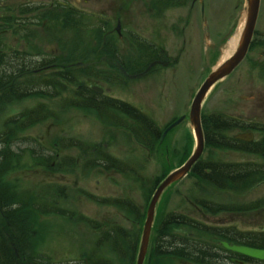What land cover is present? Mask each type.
<instances>
[{"label":"flooded vegetation","instance_id":"af4514ba","mask_svg":"<svg viewBox=\"0 0 264 264\" xmlns=\"http://www.w3.org/2000/svg\"><path fill=\"white\" fill-rule=\"evenodd\" d=\"M36 1H0V110L4 145L8 139L6 134H13L9 128H30L40 118L44 123L50 122L53 126H60L57 124L60 123L63 126L68 124V118L55 121L51 112L56 109L80 108L86 103L90 110H98V125L104 129V135L112 137L111 144L102 142L104 147H98V171L103 170L102 174L111 171L122 175L131 174L132 167H117L112 163V160L135 158V121L129 107L119 103L126 101L117 96L118 91L128 90L133 94L132 88L137 83L158 80L166 71L175 70L185 59L190 58V54H193V59L206 58L208 61L210 53L221 51V47H217L209 35L201 36L194 28L189 37L186 34L188 17L195 16L198 11L205 20L207 0H142L144 22L141 29H136L130 23L129 5L132 0H115L113 8L109 10L102 7V0H96V9L89 4L92 0H40L41 5L37 6L45 8L34 9ZM10 2H14L15 6H9ZM37 10H41L43 16L40 17ZM172 13L175 17L168 24L167 16ZM29 19H35L37 23L39 21L40 26L27 23ZM89 20L93 24L87 22ZM54 22L57 23L53 25ZM56 26H60L58 29L64 35V40L60 42H54L51 33ZM41 27L44 33L46 29L42 37L28 32H38L36 29ZM234 50H231L230 55ZM94 78L106 82H98V94L91 91L88 93L86 89V81ZM53 80L59 81V85H55ZM58 86L66 89L72 87L73 94L72 91L67 92L63 94L65 98L60 100H67L64 104L55 102V96L63 97L59 90L55 91ZM174 86H177L176 83ZM224 89L225 105L228 108L241 104L240 117L237 119L244 122H239L240 131L252 134L255 143L264 144V123H261L264 120V0H261L258 25L249 52L224 81ZM97 99L98 105L92 104ZM120 109L124 113L119 121L116 115H120ZM40 111L51 116L39 115ZM251 115L256 117L255 120L250 118ZM68 138L64 136V139ZM150 141L151 135L148 133L145 142ZM115 144L118 148L114 152L110 146ZM63 147V150L59 148L58 157L70 155L69 144ZM144 149L151 155L152 149L149 146ZM153 153L157 154V151ZM3 155L10 153L4 152ZM51 155H55L54 152ZM63 197V202H48L53 207L61 206L62 210L50 209L48 212L63 214L65 240H70L71 236L80 235L78 225L81 223L76 217L80 212L70 206L72 202H69L66 189ZM5 201L0 200V256L7 253L17 255L13 239L23 238L22 230L27 228L26 220L31 216L35 222H30L31 228L34 226L30 235L32 239L38 238L42 234L39 226L43 225L40 218H44V215L37 208L26 216H22L23 210H17L21 205L23 208L24 204V207L37 206L39 201L8 200L9 205ZM132 204L121 203L119 198L98 199V207L107 209V212L123 214L132 223L131 232L139 234L144 213ZM108 221L104 220L107 224L102 225L101 220H95L101 225L100 228L95 226L97 250L98 236L114 226V222Z\"/></svg>","mask_w":264,"mask_h":264},{"label":"rangeland","instance_id":"374dc122","mask_svg":"<svg viewBox=\"0 0 264 264\" xmlns=\"http://www.w3.org/2000/svg\"><path fill=\"white\" fill-rule=\"evenodd\" d=\"M114 1L115 0H102V7L107 10L112 9ZM36 2L37 4L33 5L34 9L45 8L44 6H37L41 5L40 0ZM46 3L47 2L44 1L45 5ZM95 3L97 4L96 0H92L89 4L96 9L98 5H95ZM9 6H15V3L10 2ZM143 9L142 0H132L130 2V23H132L136 29H141V25L144 22ZM37 11L39 16H43L41 10ZM184 16H186V14H184ZM173 17H175L174 13H172V15L168 14V24H170V20L173 21ZM244 19V0H207L205 20L200 17L198 11L195 16L191 18L188 17L189 25L186 28V34L189 37L190 31L194 28L196 33L201 34V36L207 37L209 35L211 41L215 42L217 47H221V51L218 52L216 50L215 53H210L208 63L206 58L204 60L193 59V54H190V58L188 57L179 64L181 66L178 65L176 67L177 70L179 67L177 73H172L173 71L168 70L156 81L147 80L137 83V85L132 88L133 94L128 90H121L118 91L117 96L154 118L160 130L166 129L176 119H180L183 116L188 117L194 95L203 84L207 74L217 64L227 59L228 54H231V43L239 40ZM26 22L36 24L37 27L40 26V22L38 21V24L35 19H29L26 20ZM87 22L93 24L91 20ZM36 31L38 32L31 30L28 32H31V34L35 33L39 37H42L46 33V29L44 33L42 27L36 29ZM51 33L55 36L54 42L64 40V35L57 26ZM94 39L96 38L92 40ZM73 46L77 47L75 44ZM170 48L171 50L173 49L172 47ZM50 50L51 49H49V51ZM186 51L188 52V50ZM173 76H176V87L174 85L172 86V82L174 81ZM98 82L106 83L98 80V78L86 81L90 88L93 85L98 87ZM53 83L59 85L57 80H53ZM165 83H167L166 87L164 86ZM71 88L72 87L66 89L62 87V90L70 92ZM224 90V82H222L206 100L202 113L206 118L219 115L229 116L233 119L236 118L237 121L234 120V122L237 129L228 134L230 138H233V135H237L238 132L242 133L240 131L241 127L239 126V122L243 123L244 121L237 119L240 117L239 114L241 110L239 111V108L241 104L240 106L228 108L225 105ZM60 94L63 95L67 93L60 92ZM65 96L66 95H63V97L58 98L55 96V102L64 99ZM74 96L76 95L74 94ZM84 98L86 99L85 95ZM66 101L67 100L60 101L58 103L64 104ZM67 110L68 109L64 111L54 110L51 112L56 119H62L64 114L71 112V114L67 115L68 124L61 125V127L53 126L48 122L37 125L27 132H18L16 136L14 133L6 134L8 135V140L17 139V145L16 143L12 145L13 149L32 148L34 149L32 151L42 152L43 150L40 149L51 148L54 141L57 138H62V136L69 137L67 142L70 144V147L81 146L82 149H87L86 151H82V155L80 156L77 150L71 148L70 158L65 157L58 160V164L55 165L56 170L53 167L49 169L38 168L31 171H19L13 176L6 175V177L1 175L0 172L1 199H12L13 201H32L38 199L53 202L54 204L63 202V191L66 189L69 202H72L70 206L76 209L77 212H80L76 214L77 220L81 223L78 225L80 235L77 237L74 235L71 236L70 240H65L62 239L64 235L59 236L61 238L55 237V235H40L38 238L32 239L29 235L28 238L23 239V241H25L24 244L30 246V249H38L39 252L43 253L45 256V258L39 256V264H44V262L46 264H68L72 261H74V264H83V261H78V258L86 253L92 241H94L95 226L98 228L101 226L95 222L96 219L101 220L102 225L107 224L104 220H109L108 222L111 223L115 222V224L118 223L115 226L118 227L121 232L127 234L132 240L137 239V234L131 233L129 229L132 223L119 212L111 213L107 212L108 210L105 208L98 207V199H132V205L137 209L143 210L144 217L141 220L143 224L146 219L149 202L154 193V187L157 186V181H161L170 171L182 165L187 158L191 156L195 148V137L187 118L185 122L169 133L166 138L167 141L164 142L165 145H159L157 154L147 157L146 154L137 151L135 152V158L119 160L118 163L116 160H112V163L116 164L117 167H119V165L132 167L133 171L131 174L122 175L115 171L108 173L104 172L102 174L103 170L98 171V164H96L98 160V147H104L103 144H101L102 142L111 144L112 137L104 135V129L98 125L97 119L89 113L91 112L89 111L90 107L86 103L82 105L83 111ZM250 118L255 120L256 117L251 115ZM261 123H264V120L261 121ZM19 128L26 130L25 127ZM2 139L3 137L0 136V140ZM124 142H127V140ZM135 143L137 144L136 140ZM116 145L117 144L110 146L114 152L116 151L115 149L118 148ZM258 145L261 147L256 153H251V150L255 148L254 145H246L250 152H243L238 148L220 150L206 147L201 162L205 163L209 160H213L237 164L256 163L261 167L264 165V144ZM135 146L134 149H137L138 145ZM1 147L2 145H0V151ZM95 151H97V153ZM138 153H140V155H136ZM80 157H82V159L78 164L77 158ZM7 158H11V156H4L2 154L0 161L5 162ZM28 159L27 156L26 159H22L21 166L27 167ZM144 160L147 161L146 166ZM71 162L72 164H70ZM37 163L36 161L35 164ZM183 196H188V199L193 201L195 205L203 207H205V205L227 207L230 210L229 212H221L219 214L208 213L207 217L209 219H204L205 221H202L208 225L225 228L234 233H264V182L258 184L248 192L234 193L231 191L218 190L201 182L197 183L195 178L188 176V178L174 185L164 194L158 205L157 215L161 217L165 212L168 214L178 211L192 215L193 217H198L197 209L189 202L190 200L185 199ZM21 207L22 205L17 207V210L22 211L23 208ZM57 209L59 208H56V210ZM246 210H249V212ZM27 214H30V212H27ZM51 220L53 223L54 219L44 218V221L48 224H51ZM156 220L157 219H155L151 241L154 239L157 229ZM30 222H35L33 216L26 220L27 232H29L28 229H31ZM91 222L95 223L90 225ZM33 227L34 226H32V228ZM124 239L125 240L121 242V247L124 251L122 253L113 251L110 246H106L107 249H103L104 256L107 257L109 264H136L141 235L139 234V241L137 239L138 242L126 238ZM115 241L116 240H114V246L117 248ZM80 245H82L81 248H79ZM151 250L152 245H150L145 264L151 263V260H149ZM208 251H212V247ZM218 255L224 256V258H222V264H240L238 261L243 264H264V262H246L235 255L227 254L223 251H218ZM229 259L233 261L230 262ZM174 262L166 261L162 262V264H179L178 261Z\"/></svg>","mask_w":264,"mask_h":264},{"label":"trees","instance_id":"16d2710c","mask_svg":"<svg viewBox=\"0 0 264 264\" xmlns=\"http://www.w3.org/2000/svg\"><path fill=\"white\" fill-rule=\"evenodd\" d=\"M129 111L133 113L135 121L138 122V125L134 129L137 141L143 143L146 134L149 133L151 135L152 145H157L161 132L155 122L136 108L131 107ZM229 123L223 116L206 118V139L209 147L233 148L235 141L232 139L227 140L226 136L223 135L229 129ZM1 155L2 151H0V159ZM21 161L22 159L13 160L11 158H7L5 162L0 161L1 175H4L5 171L21 170V163L19 164ZM43 166L47 167L46 164H43ZM193 174V177L198 181L211 185L218 190L244 193L264 182V165L258 167L256 164H226L208 161L197 164L193 170ZM205 210L206 213L214 214L230 211L227 207H213L210 205H205ZM162 217L164 218L157 223V235L151 255L152 258L208 264L209 258L212 259L214 257V261L219 258L218 251L226 252L221 246V242L223 241L235 245L264 249V233L258 235L234 233L225 228L204 224L187 215H177L175 213L164 214ZM181 232L185 233L180 234ZM187 232H197L198 235L192 238V236L187 235ZM202 234L206 235L203 236ZM207 235H210L216 242L210 244V242H207L208 239H202V237L206 238ZM16 242L19 250L18 259L15 255L7 253L0 256V264L39 263L38 259L40 255L27 252L23 242H19V240H16ZM211 247L213 253L208 252ZM90 255L88 257L90 264L96 263L97 259L95 257H98V264H109L104 253L97 255L95 252H91ZM238 257L244 258L241 256ZM244 259L247 262H255L251 259ZM211 263L213 262L211 261Z\"/></svg>","mask_w":264,"mask_h":264},{"label":"water","instance_id":"95a60500","mask_svg":"<svg viewBox=\"0 0 264 264\" xmlns=\"http://www.w3.org/2000/svg\"><path fill=\"white\" fill-rule=\"evenodd\" d=\"M246 5H247L246 23H245L244 31L242 33L239 51L230 61L222 64L219 68H217L209 76V78L206 80L201 90L195 97V100L193 102L191 112H190V123H191V126L197 138L196 150L193 156L187 161V163L182 168H180L179 170L169 175L167 179L158 188L154 196V199L150 205L149 211H148V218H147V221L144 227L141 248H140V253H139L137 264H144L146 254L148 251L150 235H151L152 225L154 221L155 209H156V205L158 203L159 198L161 197L163 192L168 187H170L172 184L176 182L181 181L189 174L193 166L199 161V159L201 158L204 152L205 141H204V135H203L202 125H201V109H202V104L208 92L218 81L228 76L232 72V70L240 63V61L244 58L247 52V49L251 43L254 30L256 27V23H257L259 9H260V0H246ZM184 120H185V117L181 118L176 123H174L171 127H169L164 133V137L172 129L180 125ZM224 247L227 250L234 252V253H238V254H241V255H244V256H247L253 259H257V260H264V251L251 249L247 247H241V246H230L228 244H225Z\"/></svg>","mask_w":264,"mask_h":264},{"label":"bare ground","instance_id":"6f19581e","mask_svg":"<svg viewBox=\"0 0 264 264\" xmlns=\"http://www.w3.org/2000/svg\"><path fill=\"white\" fill-rule=\"evenodd\" d=\"M237 43H238V41H237V42L234 41V42L231 43V46H232L231 48H232V50H233L234 48H236ZM228 56H229V54H228ZM228 56H227V57H228ZM9 200H12V199H9ZM5 202H6V203H5L6 205H9V204H10V201H8V200H6ZM25 229H27V228H25ZM19 242H23V243H24L25 241H23L22 239H19ZM23 243H22V244H23ZM25 245H26V244H25ZM21 246L23 247V245H21ZM24 248H25V246H24ZM213 258H214V257H213ZM213 258L211 259V261L213 262V264H221V261L223 260L222 258H224V257H223V256H220L219 258L215 259V261H214Z\"/></svg>","mask_w":264,"mask_h":264}]
</instances>
